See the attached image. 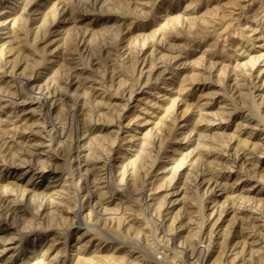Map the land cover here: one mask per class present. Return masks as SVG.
Instances as JSON below:
<instances>
[{
	"label": "rangeland",
	"instance_id": "obj_1",
	"mask_svg": "<svg viewBox=\"0 0 264 264\" xmlns=\"http://www.w3.org/2000/svg\"><path fill=\"white\" fill-rule=\"evenodd\" d=\"M0 264H264V0H0Z\"/></svg>",
	"mask_w": 264,
	"mask_h": 264
},
{
	"label": "bare ground",
	"instance_id": "obj_2",
	"mask_svg": "<svg viewBox=\"0 0 264 264\" xmlns=\"http://www.w3.org/2000/svg\"><path fill=\"white\" fill-rule=\"evenodd\" d=\"M241 85V84H240ZM225 112V111H224ZM229 113V112H228ZM225 144V143H224ZM212 148V147H211ZM213 149V148H212ZM209 150V149H208ZM214 150V149H213ZM221 150V149H220ZM237 154V153H236ZM218 161V160H217ZM216 162V161H215ZM211 164V163H210ZM213 164H215V163H213ZM234 164V163H233ZM228 169V168H227ZM197 177V176H196ZM205 177H207V176H205ZM232 224V223H231Z\"/></svg>",
	"mask_w": 264,
	"mask_h": 264
}]
</instances>
